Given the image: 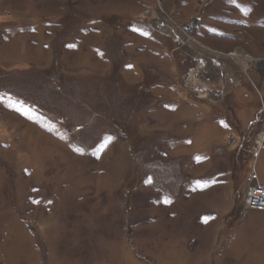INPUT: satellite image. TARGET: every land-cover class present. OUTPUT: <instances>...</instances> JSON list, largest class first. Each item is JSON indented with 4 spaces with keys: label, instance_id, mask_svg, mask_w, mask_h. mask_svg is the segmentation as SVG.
Listing matches in <instances>:
<instances>
[{
    "label": "rangeland",
    "instance_id": "374dc122",
    "mask_svg": "<svg viewBox=\"0 0 264 264\" xmlns=\"http://www.w3.org/2000/svg\"><path fill=\"white\" fill-rule=\"evenodd\" d=\"M263 129L264 0H0V264H264Z\"/></svg>",
    "mask_w": 264,
    "mask_h": 264
},
{
    "label": "built area",
    "instance_id": "2783aa9c",
    "mask_svg": "<svg viewBox=\"0 0 264 264\" xmlns=\"http://www.w3.org/2000/svg\"><path fill=\"white\" fill-rule=\"evenodd\" d=\"M244 205L246 209L264 212V185L259 183L254 170L251 183L245 194Z\"/></svg>",
    "mask_w": 264,
    "mask_h": 264
},
{
    "label": "crops",
    "instance_id": "0c3cea01",
    "mask_svg": "<svg viewBox=\"0 0 264 264\" xmlns=\"http://www.w3.org/2000/svg\"><path fill=\"white\" fill-rule=\"evenodd\" d=\"M260 124H262V123H260ZM260 124H258V125H256V126H252L248 132L250 133V132L254 131L255 129H257V127H259ZM254 128H255V129H254ZM263 132H264V129H263ZM259 138H260V137H259ZM256 144H257V146H259V149L256 151V153H253L256 149H254L253 151H248V153H251V154H255V155H257L256 157H254V155H253V158H252V159H253V167H254V165H256V163H257V161H258V155L260 154V149L263 148V146H264V140L262 141V145H261V146L258 144V140H257ZM253 170L255 171V168H253ZM255 173H256V171H255ZM256 175H257V173H256ZM257 178H258V176H257ZM258 181H259V179H258ZM259 183H260V182H259ZM260 184H261V183H260ZM261 185H262V184H261ZM246 191H247V190H246Z\"/></svg>",
    "mask_w": 264,
    "mask_h": 264
},
{
    "label": "bare ground",
    "instance_id": "6f19581e",
    "mask_svg": "<svg viewBox=\"0 0 264 264\" xmlns=\"http://www.w3.org/2000/svg\"><path fill=\"white\" fill-rule=\"evenodd\" d=\"M189 32L191 31V28L188 30ZM188 32V33H189ZM231 56L233 57H240L244 60V62L246 63H252L254 61V59L250 56H242L240 53H233ZM250 65V64H249ZM264 140V132L262 133V135H260V138L258 140V144L261 146L262 145V141Z\"/></svg>",
    "mask_w": 264,
    "mask_h": 264
}]
</instances>
